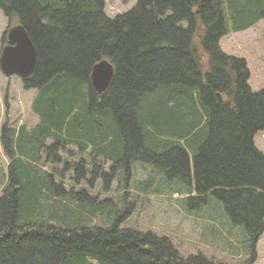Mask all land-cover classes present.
<instances>
[{
  "label": "trees",
  "instance_id": "obj_1",
  "mask_svg": "<svg viewBox=\"0 0 264 264\" xmlns=\"http://www.w3.org/2000/svg\"><path fill=\"white\" fill-rule=\"evenodd\" d=\"M137 2L111 18L104 0H0L37 52L23 88L38 91L40 122L2 131L11 163L0 196V264H221L199 253L185 260L167 236L121 226L134 205L122 210L127 194H91L98 182L109 192L122 169L128 182L136 164L159 176V188L152 179L143 188L188 187L190 210L208 197L220 202L231 226L247 231V264L255 263L264 234V154L255 144L264 89L252 91L246 60L220 43L228 20L235 32L264 19V0ZM103 60L115 75L99 94L90 80ZM42 155L55 156L52 165L73 172L75 184L68 189L41 168Z\"/></svg>",
  "mask_w": 264,
  "mask_h": 264
},
{
  "label": "rangeland",
  "instance_id": "obj_2",
  "mask_svg": "<svg viewBox=\"0 0 264 264\" xmlns=\"http://www.w3.org/2000/svg\"><path fill=\"white\" fill-rule=\"evenodd\" d=\"M138 0H107L106 14L111 18L119 14L127 13L133 9ZM228 22V31L221 41L222 51L230 56L246 60L247 68L250 71V86L252 91L258 93L264 89V20L257 26L241 33L233 32V22ZM18 22H10L0 10V58L2 50L7 46V38L3 40L5 34L10 31ZM184 27H187L184 24ZM38 96L36 90H25L22 79L18 76H6L0 67V196L4 185L8 184L9 164L11 160L5 153L2 143V131L7 129L17 130L24 126L29 132L39 124V118L33 111V103ZM51 143L48 141V144ZM256 148L264 154V131L259 133L255 139ZM72 148V147H71ZM72 150V149H70ZM44 161L40 162V167L55 173L60 181L65 182L68 189L75 184L71 181L72 173L66 171L62 174V166L54 161L55 156L48 158L42 155ZM61 159L70 160L68 153H60ZM52 161L53 163L52 165ZM78 161V158H75ZM69 163L71 161H68ZM61 164V162H60ZM104 166V164L102 165ZM130 179L124 182L125 170H120L122 178L115 179L109 187V192L102 190V182L96 183L94 190L90 191L93 196L102 195L104 198L118 201L127 194L123 200L122 210L126 209L128 203H134L131 213L120 222L124 228L131 227L142 232H153L159 236H167L173 246L178 248L180 256L185 260L188 256L202 254L208 259L216 260L223 264H247L251 259V243L244 227L231 226L225 209L222 204L213 197H208V203L201 209H196V204L192 206L196 211L190 210L186 186L179 183L170 184V194L164 191H155L153 188H143L148 182L156 180L154 186L159 188L160 182L155 166L134 165ZM106 170L109 165L104 166ZM64 170V169H63ZM57 179V180H59ZM87 187L85 182L75 186V191ZM192 196V195H191ZM196 197L194 193L193 198ZM185 198V199H184ZM125 202V203H124ZM184 208V209H183ZM121 210V211H122ZM190 210V211H188ZM257 259L254 264H264V234L260 237L256 247Z\"/></svg>",
  "mask_w": 264,
  "mask_h": 264
},
{
  "label": "water",
  "instance_id": "obj_3",
  "mask_svg": "<svg viewBox=\"0 0 264 264\" xmlns=\"http://www.w3.org/2000/svg\"><path fill=\"white\" fill-rule=\"evenodd\" d=\"M9 44L2 50L0 67L6 76L27 79L37 68V52L28 33L21 25L13 26L7 35ZM91 85L97 93L106 92L115 72L109 61H101L92 70Z\"/></svg>",
  "mask_w": 264,
  "mask_h": 264
},
{
  "label": "crops",
  "instance_id": "obj_4",
  "mask_svg": "<svg viewBox=\"0 0 264 264\" xmlns=\"http://www.w3.org/2000/svg\"><path fill=\"white\" fill-rule=\"evenodd\" d=\"M254 26V25H253ZM253 26L251 28H253ZM241 32H244V31H237V33H241Z\"/></svg>",
  "mask_w": 264,
  "mask_h": 264
}]
</instances>
